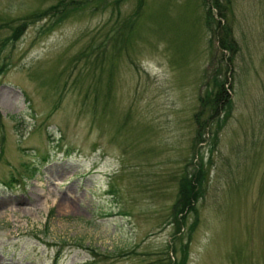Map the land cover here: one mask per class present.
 <instances>
[{
  "label": "rangeland",
  "instance_id": "rangeland-1",
  "mask_svg": "<svg viewBox=\"0 0 264 264\" xmlns=\"http://www.w3.org/2000/svg\"><path fill=\"white\" fill-rule=\"evenodd\" d=\"M62 1L0 0V264H264V0H233L221 28L204 0H75L59 23L33 19ZM225 25L231 112L200 143ZM201 161L178 234L180 180Z\"/></svg>",
  "mask_w": 264,
  "mask_h": 264
},
{
  "label": "trees",
  "instance_id": "trees-1",
  "mask_svg": "<svg viewBox=\"0 0 264 264\" xmlns=\"http://www.w3.org/2000/svg\"><path fill=\"white\" fill-rule=\"evenodd\" d=\"M99 1V0H96ZM206 2L207 12H206V20L208 24L211 26L212 23L219 25L220 28L223 26L221 20H225L229 22V15L228 13H232V4L233 0H204ZM77 3L73 0L71 3H67L66 1H62L58 6L51 7L44 13H35L31 16L33 19L38 18L40 21L47 17H57L55 22L59 23L63 19H65L69 15V4ZM80 3V2H78ZM144 0L139 1L138 11H141L143 7ZM214 10H217V15L215 16ZM73 11V10H72ZM66 14V17H63V14ZM134 20V19H133ZM35 22V21H34ZM130 24V22H129ZM28 26V22H24L13 29V37L12 40L17 41L20 39V35L25 31L26 27ZM53 26V25H52ZM134 28V27H132ZM219 30V29H218ZM213 31L214 28H213ZM223 36L218 38L219 40V48L220 52H218L221 56L220 62L226 63L224 66L226 67L225 73L220 71L218 75L213 77V85L210 87V83L206 85L207 90L203 96L200 98L201 108L198 114L195 116V120L197 123V137L200 143L205 142L204 136L208 133L214 124L219 123L221 127V122L223 118L227 117V114L231 112L232 106V98L231 94L228 90L229 79L227 75L232 71L229 67L232 65L233 61L232 58L236 55V50L238 49L237 42L231 37L233 36L232 27L229 25L224 26ZM134 31L132 30V33ZM226 53L229 54L227 58ZM228 59V60H225ZM226 61V62H225ZM229 62V63H228ZM229 64V65H228ZM232 88V87H231ZM206 113L208 116L206 117ZM213 147L215 148V142H213ZM205 165L204 162L201 161L200 165L198 166L197 170L192 174H185L180 180V190L178 199L173 208V225L177 228V233L181 232V227L185 226L186 221L190 217H198V203L200 199L203 197V190H204V183H205ZM36 170L31 172V175L34 176ZM15 181V180H13ZM196 225H192L189 228V237L192 236L194 233V228ZM191 238V237H190ZM184 253H187V249H185ZM97 255V253H94ZM187 258L180 264H187ZM176 264V263H174Z\"/></svg>",
  "mask_w": 264,
  "mask_h": 264
}]
</instances>
